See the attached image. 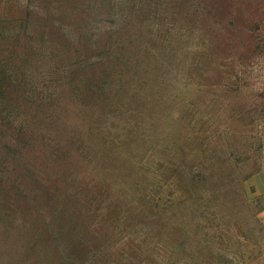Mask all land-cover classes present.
I'll list each match as a JSON object with an SVG mask.
<instances>
[{
  "label": "rangeland",
  "instance_id": "obj_1",
  "mask_svg": "<svg viewBox=\"0 0 264 264\" xmlns=\"http://www.w3.org/2000/svg\"><path fill=\"white\" fill-rule=\"evenodd\" d=\"M2 69L0 264H264V0H0ZM203 159L256 171L180 205L172 165Z\"/></svg>",
  "mask_w": 264,
  "mask_h": 264
},
{
  "label": "trees",
  "instance_id": "obj_2",
  "mask_svg": "<svg viewBox=\"0 0 264 264\" xmlns=\"http://www.w3.org/2000/svg\"><path fill=\"white\" fill-rule=\"evenodd\" d=\"M81 29L84 30V27ZM70 46L73 49V53L75 54L74 56V59L76 61L75 66H77L78 68L79 67L82 68V66H80V63L89 57L87 54H85L88 48L86 41L81 37L79 38L77 37L70 44ZM117 50H118L117 52L112 53L113 54L112 57L106 62H104L105 60H102L93 64V66L97 65L96 67L100 65V70L97 73L96 71L85 72V71L76 70L77 74L79 73L80 75L79 77H76L77 74L74 75L73 83L75 89L79 92L78 96L79 95L85 96L87 98L88 95L90 96L104 95L107 86L110 88L111 86L115 85L113 84L114 82L112 78H110V82H108V78L110 75L108 73L102 72L101 67L103 65L105 69H109L112 72L115 69V67L119 65L120 60L121 61L124 60V62L126 63L130 62V57L126 55L124 47L121 46L117 48ZM84 69L85 68H82V70ZM11 72L7 74L8 72H5L3 69L0 70V95L6 89L4 84L5 76L3 77V74H6L8 78L12 76ZM150 73L153 72L148 71L144 76H140V80H138V82L140 83L143 89L146 83L151 79L149 77ZM10 83L11 82H9L8 85ZM12 83L15 86L14 89L16 92H18L19 90L16 89L17 87H19L20 89H24L23 85L25 84V82L14 81ZM142 88L136 90L141 91ZM17 96L20 97L19 94ZM179 113L180 115H182L181 114L182 112ZM205 156L207 157V155ZM229 159H230L229 156L225 158L219 157L217 161H219L220 163H225L228 162ZM203 160L205 163L203 164V167L198 170H195L191 166L187 167V165L185 167H181L176 164L172 165L170 175L173 174V177L172 180L170 181L171 184L169 185L175 188V190L178 191V193H180V196L176 201L180 205L184 202V196H186L189 199L194 198L198 200L202 205L207 206V208H210L209 205H211L212 207H215V205L219 206L220 204L219 200L223 195L222 193L226 189L225 187L226 185L233 188L236 192H241L244 188V182L248 179L251 173L256 171V167H252L251 170H249V172L243 175L236 174L238 175L236 176L232 170L225 171L223 169H215L214 166L216 164H214V166L212 167H209L210 165L209 166L207 165V161L209 159H203ZM208 183L210 184L207 185ZM78 260H80V258ZM79 263H74V264H79Z\"/></svg>",
  "mask_w": 264,
  "mask_h": 264
},
{
  "label": "crops",
  "instance_id": "obj_3",
  "mask_svg": "<svg viewBox=\"0 0 264 264\" xmlns=\"http://www.w3.org/2000/svg\"><path fill=\"white\" fill-rule=\"evenodd\" d=\"M263 172H264V170H263Z\"/></svg>",
  "mask_w": 264,
  "mask_h": 264
}]
</instances>
